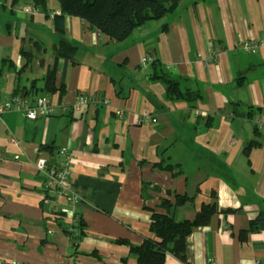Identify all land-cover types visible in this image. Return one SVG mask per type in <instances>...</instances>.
Instances as JSON below:
<instances>
[{
	"label": "crops",
	"instance_id": "1",
	"mask_svg": "<svg viewBox=\"0 0 264 264\" xmlns=\"http://www.w3.org/2000/svg\"><path fill=\"white\" fill-rule=\"evenodd\" d=\"M59 13L55 0H0V106L51 101L36 120L0 113V264H137L129 246L153 238L162 201L177 222L217 206L164 264H264V0H184L122 42ZM61 38L72 60L55 56ZM142 56L199 99H168ZM79 93L87 110L74 109ZM61 147L81 198L72 240L36 168Z\"/></svg>",
	"mask_w": 264,
	"mask_h": 264
},
{
	"label": "trees",
	"instance_id": "2",
	"mask_svg": "<svg viewBox=\"0 0 264 264\" xmlns=\"http://www.w3.org/2000/svg\"><path fill=\"white\" fill-rule=\"evenodd\" d=\"M55 1L60 8V17L70 15L85 20L99 34L107 36L113 42H122L135 29L145 23L174 13L184 0ZM34 2L45 5L46 0H34ZM57 26L61 29V19H59ZM74 51L73 43L61 38L55 47V56L72 60ZM25 57L28 61L32 55L25 54ZM155 66L156 62L153 63L154 71L151 77H155L163 83L168 99H183L189 104L199 99V95L192 91L182 92L178 87L177 80L168 74L156 71ZM147 187V184H142L143 197ZM184 201H186L185 198H178L176 204H181ZM161 206L165 210L164 213L153 210L150 216L149 232L153 238L146 239L139 246H129V253L135 257L137 264H164L165 258L169 254L182 260L187 236L194 227L206 226L217 209L215 204H205L196 213L193 221L177 222L170 215L171 205L169 202L162 201Z\"/></svg>",
	"mask_w": 264,
	"mask_h": 264
},
{
	"label": "built area",
	"instance_id": "3",
	"mask_svg": "<svg viewBox=\"0 0 264 264\" xmlns=\"http://www.w3.org/2000/svg\"><path fill=\"white\" fill-rule=\"evenodd\" d=\"M243 47L246 50H250L251 53H254L253 49L255 48V44L253 42H244ZM151 62L152 60L149 57L143 56L140 58L141 65H148ZM91 97L92 95L89 93H79L75 98L74 109L87 110L90 105H93ZM50 105L51 101L48 96H37L32 99H29L26 96H16L11 102H5L0 106V113L17 108V110L24 112V116L27 119L36 120L39 117L48 114L50 111ZM36 168L38 172H41L44 175L45 186L47 189L54 192L53 201L62 206L63 208H61V210L64 214L68 215L66 219V231L69 239L72 240L80 227V223L78 217L75 215L74 208H68V206L71 205L74 207L75 204L81 202V198L70 181L73 170L71 154L68 152L67 148L61 147L59 149L58 164H42L40 162L36 165ZM43 201H48V199L43 198Z\"/></svg>",
	"mask_w": 264,
	"mask_h": 264
},
{
	"label": "bare ground",
	"instance_id": "4",
	"mask_svg": "<svg viewBox=\"0 0 264 264\" xmlns=\"http://www.w3.org/2000/svg\"><path fill=\"white\" fill-rule=\"evenodd\" d=\"M143 57V56H142ZM146 57H149V56H146ZM150 58V57H149ZM151 60H152V62H153V59L151 58ZM152 62L150 63V64H152ZM150 64H148V65H150ZM58 154H59V151H58ZM71 154V153H70ZM72 163H73V161H72Z\"/></svg>",
	"mask_w": 264,
	"mask_h": 264
}]
</instances>
